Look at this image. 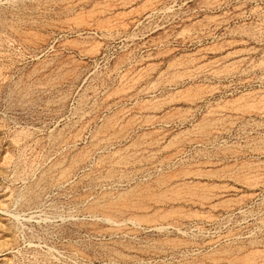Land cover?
<instances>
[{
    "label": "rangeland",
    "instance_id": "374dc122",
    "mask_svg": "<svg viewBox=\"0 0 264 264\" xmlns=\"http://www.w3.org/2000/svg\"><path fill=\"white\" fill-rule=\"evenodd\" d=\"M0 264H264V0H0Z\"/></svg>",
    "mask_w": 264,
    "mask_h": 264
},
{
    "label": "bare ground",
    "instance_id": "6f19581e",
    "mask_svg": "<svg viewBox=\"0 0 264 264\" xmlns=\"http://www.w3.org/2000/svg\"><path fill=\"white\" fill-rule=\"evenodd\" d=\"M155 106V105H154ZM158 107V106H157ZM160 107H161V105H160ZM163 182V181H162ZM149 188V187H148ZM149 190V189H148ZM138 191V190H137ZM136 192V191H135ZM133 194H135V193H133ZM143 194V193H142ZM153 195V194H152ZM122 200V199H121ZM125 201V200H124ZM114 203V202H113ZM119 204V203H118ZM123 204V203H122ZM116 205V204H115ZM120 205V204H119ZM116 207V206H115ZM126 207H127V205H126ZM118 210V209H117Z\"/></svg>",
    "mask_w": 264,
    "mask_h": 264
}]
</instances>
